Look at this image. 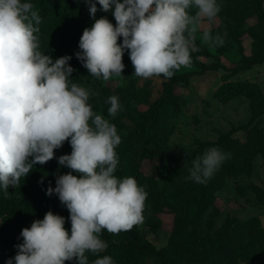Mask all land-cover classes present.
<instances>
[{
  "label": "trees",
  "instance_id": "obj_1",
  "mask_svg": "<svg viewBox=\"0 0 264 264\" xmlns=\"http://www.w3.org/2000/svg\"><path fill=\"white\" fill-rule=\"evenodd\" d=\"M31 3L32 11L40 17L37 35L38 50L51 56L53 62L62 56H71L69 64L74 69L69 84L76 83L89 91L88 104L92 111L102 115L115 125L121 143L115 151L118 157L114 175L118 179L132 177L138 186L148 193L142 216L151 233L161 230L159 215H169L172 227L167 244L156 248L134 225L119 234L103 229L100 238L106 243L105 250L98 254L86 252L89 264L97 258L110 256L114 264H146L151 259L156 264H264V226L257 216L243 220L226 216L218 223L221 214L216 205L217 193L228 178L251 176L255 159L260 157L264 171V94L257 83L232 81L230 78L243 70H249L264 62V0H217L220 12L209 22L213 36L224 37L222 46L215 47L211 54L195 33L191 51L192 72H174L172 78L153 76L161 80L157 97L146 87L145 78L134 75V67L125 50L122 62L125 68L119 75L123 84H110L109 80L95 78L83 67L76 53L81 52L79 40L85 28H91L96 19L106 17L114 26L112 11L101 9L98 0H21ZM89 2L95 3V17L90 15ZM122 2V0H121ZM189 14L195 15L197 8L191 6ZM249 40V53L244 51V42ZM123 38H118L122 44ZM234 49L237 59L232 67H223L227 73L220 78V85L213 98L225 105L236 97L248 100L249 121L219 134L214 140L195 139L191 154H176L170 149V137L174 119L184 104L178 93L180 86H187L192 75L216 71L222 67L220 57ZM211 57L213 62L205 64L201 58ZM117 96L122 109L113 117L108 113L110 96ZM91 123V121H90ZM242 131L245 140L234 138ZM216 147L230 154L213 176L203 184L187 179L191 161ZM72 151L68 141L54 150V158L47 163L35 164L26 177L8 189L5 197L0 188V264H7L18 252L16 245L23 243L22 229L30 228L35 220L45 214L65 218V229H71L70 213L57 194L47 195L49 187H56L59 175L77 173L58 163V157ZM255 202L263 208L264 184L249 185ZM241 189L240 191H242ZM242 195V192L239 193ZM14 264V261H13ZM65 264H76L75 260Z\"/></svg>",
  "mask_w": 264,
  "mask_h": 264
},
{
  "label": "clouds",
  "instance_id": "obj_2",
  "mask_svg": "<svg viewBox=\"0 0 264 264\" xmlns=\"http://www.w3.org/2000/svg\"><path fill=\"white\" fill-rule=\"evenodd\" d=\"M101 9L112 11L116 25L106 17L85 28L76 53L83 67L95 78L121 75L122 57L129 50L134 75L142 78L163 75L172 78L182 66L192 63L195 33L202 20L213 21L220 12L217 0H98ZM191 6L197 8L189 14ZM31 3L0 0V188L5 197L35 164L54 158V150L65 141L70 154L58 163L71 172L56 178L57 194L68 209L70 234L65 218L47 212L30 228L22 229L23 243L7 264H89L86 252L106 249L100 238L103 229L119 234L142 222L148 193L132 177L118 179L116 147L121 143L115 125L92 111L89 91L69 84L74 69L71 56L53 62L42 54L37 35L40 17ZM90 15L97 7L89 2ZM122 37V44L118 38ZM203 41L211 47L224 43L220 34L205 30ZM108 113L115 116L122 105L117 96L108 97ZM91 121V123H90ZM216 147L191 161L187 179L206 183L229 157ZM92 264H114L110 256Z\"/></svg>",
  "mask_w": 264,
  "mask_h": 264
},
{
  "label": "rangeland",
  "instance_id": "obj_3",
  "mask_svg": "<svg viewBox=\"0 0 264 264\" xmlns=\"http://www.w3.org/2000/svg\"><path fill=\"white\" fill-rule=\"evenodd\" d=\"M264 7V6H263ZM205 30H209V24L204 20L198 26L197 35L201 39L202 45L209 50L211 54H215V49L208 43L203 41L202 34ZM246 41L245 48L248 50ZM237 59L234 49L220 57L222 67L216 71H209L201 75H192L189 78L187 86H180L178 93L184 99V106L180 114L174 119L173 131L170 137V149L176 154L188 155L194 151L195 139L214 140L219 134L227 133L231 128L244 125L249 121L250 111L248 100L243 97H236L223 105L213 98V95L220 85V78L227 71L223 67H232ZM205 64L213 62V58L205 57L201 59ZM181 72H192L195 68L192 66L181 67ZM109 80L110 84L115 85L116 82L121 85L123 82L117 75H112ZM232 81H249L259 85L264 94V62L253 66L249 70H243L230 78ZM161 80L157 77L145 79V86L152 91V99L157 97L160 90ZM264 125V116L263 123ZM234 138L243 142L245 140L242 131L235 132ZM264 184V171L261 166V159H255L254 170L251 176H240L237 178H228L225 180L222 189L217 193L216 205L221 214L217 218V222H222L226 216L235 217L243 220L249 216H257L264 223L263 208L259 206L247 188L249 185ZM243 189L242 191H240ZM242 192V195L239 193ZM161 221V230L151 233L146 227V218L143 217L141 223L137 224L139 230L144 236L156 247L160 248L167 244L169 232L172 227L171 217L169 215H159ZM146 264H156L153 260H146Z\"/></svg>",
  "mask_w": 264,
  "mask_h": 264
},
{
  "label": "crops",
  "instance_id": "obj_4",
  "mask_svg": "<svg viewBox=\"0 0 264 264\" xmlns=\"http://www.w3.org/2000/svg\"><path fill=\"white\" fill-rule=\"evenodd\" d=\"M263 6H264V4H263ZM246 41H249V40H245V42H244V51H245V53L246 54H248L249 53V43H248V50H246V48H245V43H246ZM250 42V41H249ZM201 59H203V58H201ZM200 59V60H201ZM258 85V84H257ZM259 86V85H258ZM261 89V88H260ZM261 220V219H260ZM261 223L263 224V226H264V223L262 222V220H261Z\"/></svg>",
  "mask_w": 264,
  "mask_h": 264
}]
</instances>
